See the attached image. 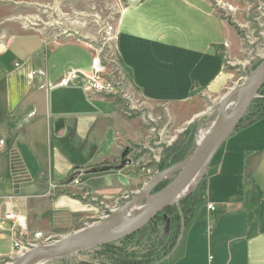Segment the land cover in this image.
Here are the masks:
<instances>
[{
  "label": "crops",
  "instance_id": "obj_1",
  "mask_svg": "<svg viewBox=\"0 0 264 264\" xmlns=\"http://www.w3.org/2000/svg\"><path fill=\"white\" fill-rule=\"evenodd\" d=\"M212 1L124 3L107 65L128 102L140 101L139 110L163 106L169 123L191 126L235 86L236 37ZM94 56L81 43L28 33L0 45V264L20 257L9 209L26 218L30 238L54 241L102 221L103 209L135 197L145 183L137 147L148 148L152 136L142 120L127 117L121 99L87 93L84 81L61 86L71 72L90 73ZM126 147L134 150L132 165L87 174L119 165ZM204 182L161 264H264V115L230 136Z\"/></svg>",
  "mask_w": 264,
  "mask_h": 264
},
{
  "label": "rangeland",
  "instance_id": "obj_2",
  "mask_svg": "<svg viewBox=\"0 0 264 264\" xmlns=\"http://www.w3.org/2000/svg\"><path fill=\"white\" fill-rule=\"evenodd\" d=\"M212 4L219 17L234 31L237 42L229 63L237 77L235 86L240 85L264 61V0H213ZM123 5V0H0V45L25 33L37 35L51 43L78 42L99 55L106 73L114 78L107 62L113 57L117 21ZM122 96L117 99H121L126 116L141 119L144 129L152 136L148 148L137 147L140 160L138 170L145 179L144 185H139L140 192L157 175L193 155L199 140L198 126L201 125L203 131L210 129L216 115L204 117L191 126L172 124L161 114L165 107L139 110L140 101L133 104L128 102L129 96ZM263 109L264 86L242 122L247 123ZM178 174L179 171L167 176L142 205L166 188ZM204 180L205 176L188 198L165 209L144 229L132 235L133 239L110 244L115 248L107 250L100 247L51 264H117L110 259L113 253L119 255L116 261H122L126 254L131 257L136 255L137 259L144 255L158 257L168 254L170 247L178 241V228H183L195 200L204 192ZM133 198L110 210L103 209L102 218L110 216ZM183 208L187 209L186 214ZM177 214L180 215L179 219Z\"/></svg>",
  "mask_w": 264,
  "mask_h": 264
},
{
  "label": "water",
  "instance_id": "obj_3",
  "mask_svg": "<svg viewBox=\"0 0 264 264\" xmlns=\"http://www.w3.org/2000/svg\"><path fill=\"white\" fill-rule=\"evenodd\" d=\"M123 1L128 6H136L141 0ZM263 86L264 61L250 73L242 84L234 86L209 114V116L216 115V117H219V113L227 104H236V109L229 120L225 124L215 123L206 139L197 145L196 151L185 162L175 165L157 175L131 201L123 207L116 209L102 221L81 228L73 234L47 245L30 249L10 264H40L43 262L62 261L88 250L117 243L144 229L165 209L179 204V202L185 200L194 192L205 176L213 157L239 128L240 123L254 100L258 97ZM199 129H202V127L200 126ZM133 152L132 148L126 147L119 165L93 168L87 174L95 175L111 171L120 172L127 166L132 165L130 155ZM177 171H179V174L174 181L142 205L167 176ZM200 172L202 173L196 185L182 195L184 189L189 186ZM137 206H140V208L127 220L119 216V213Z\"/></svg>",
  "mask_w": 264,
  "mask_h": 264
},
{
  "label": "built area",
  "instance_id": "obj_4",
  "mask_svg": "<svg viewBox=\"0 0 264 264\" xmlns=\"http://www.w3.org/2000/svg\"><path fill=\"white\" fill-rule=\"evenodd\" d=\"M92 71L90 73L71 72L61 83V86H68L75 81H84L85 90L92 95H103L106 97L120 98L126 93L122 86L115 81L111 75L106 73V67L100 56L93 57L91 62ZM75 185H79L78 180H73ZM11 200V199H10ZM208 210L215 212L213 205H208ZM6 219L12 223L13 246L19 256H22L30 249L38 246L47 245L49 239L44 237L42 233H36L34 238H30L27 230L26 218L21 215L14 214L10 209L7 211Z\"/></svg>",
  "mask_w": 264,
  "mask_h": 264
},
{
  "label": "trees",
  "instance_id": "obj_5",
  "mask_svg": "<svg viewBox=\"0 0 264 264\" xmlns=\"http://www.w3.org/2000/svg\"><path fill=\"white\" fill-rule=\"evenodd\" d=\"M262 115H264V109L257 115V116H255L253 119H251V120H249L247 123H244V122H242L241 124H240V126H242V125H245V124H249V123H251V122H254L256 119H258L260 116H262ZM239 126V127H240ZM75 177V175L73 176V178ZM204 185H205V182H204V184H203V187H204ZM204 193V192H203ZM203 195V194H202ZM202 195L201 196H199L196 200H195V202H194V204H193V209H192V211H191V215H192V213H193V211H194V207H195V204L198 202V200L200 199V197H202ZM182 203H185V202H182ZM183 212H184V214H186L185 212H187V209H184L183 208ZM191 215H190V217L189 218H187V220H186V222L184 223V226L185 225H187V223H188V221L190 220V218H191ZM180 215L179 214H177V219H179L180 217H179ZM182 233H183V228L181 229V228H178V241H176L171 247H170V251L168 252V254H165V255H161V256H153V255H150V256H146V255H144L143 257H139L138 259H137V257H136V255L135 256H133L132 255V257L131 256H129L128 254H126L125 255V257L123 258V260L121 261L120 259V261L118 260V261H116V256H119V255H117L116 253H113L112 254V256L110 257V259H112V261L114 262V263H117V264H119L118 262H123L122 264H161V263H163V262H165V260H167L171 255H172V253H173V251H174V249H175V247H176V245L179 243V241H180V238H181V236H182ZM133 237L134 236H130V237H128L127 239H125V240H131V239H133ZM111 248H115V246L114 245H106V246H103L102 247V249H111ZM116 250H118V249H115V251ZM114 251V252H115Z\"/></svg>",
  "mask_w": 264,
  "mask_h": 264
},
{
  "label": "bare ground",
  "instance_id": "obj_6",
  "mask_svg": "<svg viewBox=\"0 0 264 264\" xmlns=\"http://www.w3.org/2000/svg\"><path fill=\"white\" fill-rule=\"evenodd\" d=\"M236 109V104L235 103H229L227 104L219 113V117H216L217 119L215 120V122L212 124L211 128L208 130L203 131V129H200L198 132V144H201L206 137L208 136V134L210 133L212 127L215 125V123L219 122V124H225L229 118L232 116L233 112ZM202 172H200L195 179L189 184V186L187 188L184 189V191L182 192V195L184 193H186L187 191L191 190L197 183L199 176L201 175ZM140 208V206H137L135 208H132L130 210H126L123 211L121 213H119V216L123 219H128L129 217H131L138 209ZM50 262H43L40 264H49Z\"/></svg>",
  "mask_w": 264,
  "mask_h": 264
}]
</instances>
